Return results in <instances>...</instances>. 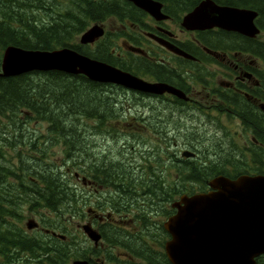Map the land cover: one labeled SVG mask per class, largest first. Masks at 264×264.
Segmentation results:
<instances>
[{
    "label": "flooded vegetation",
    "instance_id": "flooded-vegetation-1",
    "mask_svg": "<svg viewBox=\"0 0 264 264\" xmlns=\"http://www.w3.org/2000/svg\"><path fill=\"white\" fill-rule=\"evenodd\" d=\"M130 7L134 8L133 13L122 14L126 17L120 24L122 34L112 39L113 46L103 47L105 62L142 80L167 85L184 97L173 91L148 93L113 84H97L104 86V89L111 87L115 93L122 91V97H127L125 93H128L137 98L132 107L139 109L136 116L128 118V122L131 119L143 122L141 129L151 136L179 137L174 128L168 125L173 114L178 116L182 127L190 128L193 124L188 126L187 123H198L204 134L202 136L207 141L203 149H200L201 153L196 152L194 157L203 165L206 162L214 163L215 168L220 171L217 175L229 179L242 175H264V34L247 37L218 27L190 31L181 25L179 17H175L165 7L162 11L166 17L161 19L154 18L132 4ZM107 30L106 27L105 32ZM223 33L241 38L244 49L223 41ZM100 45L101 39L87 44L92 51ZM167 45L183 51L187 56ZM119 99L125 101L123 98ZM174 106L177 109L172 114L171 108ZM29 118L32 117L0 116L1 123L22 120L24 134H28L32 127L27 121ZM103 118L104 116L93 114L82 115L74 124L73 134L78 136L76 140L79 141L73 143L69 162L73 166L74 182L73 205L69 215L70 223L74 226L73 251L78 254L77 259H85L90 264L166 262L168 259L164 244L170 235L163 223L175 213L171 203L179 196H171L168 202L160 199L156 205L159 210H142L140 202L127 203V198L118 193L115 187L118 179L111 178L110 170L104 169V160L108 154L88 153L89 141L82 139L87 133L91 136L108 137V133L95 124ZM210 123L214 124L213 132H207V124ZM6 126L9 127L4 125ZM94 127L99 130L93 131ZM182 130L184 134L187 132ZM143 132L138 131L139 137L151 138ZM10 133L12 134L11 130L0 131V135L4 136ZM1 143L5 144V141L0 140ZM100 146L101 143H91L93 149ZM108 150L106 148L107 153ZM209 150L213 158L201 157V154ZM179 159L184 158L180 155ZM30 161L33 160L27 159L21 166L28 167ZM121 162L118 160V163ZM212 177L214 176L206 179L204 190L209 189L207 182ZM112 197L116 198L115 202H112ZM24 208L33 211L31 214H36L35 220L33 219L36 226L33 229L37 233L34 235L20 226L24 234H33L30 236L34 237L49 235L57 239L53 231L59 232L61 223L57 222L58 230L50 229L48 233L45 231L43 224L48 212L42 201L33 208L27 202H21L16 213L23 217ZM84 226L97 233L99 238L94 240L88 237ZM81 244L87 246L83 255L84 248ZM0 262H4L2 256Z\"/></svg>",
    "mask_w": 264,
    "mask_h": 264
},
{
    "label": "trees",
    "instance_id": "trees-1",
    "mask_svg": "<svg viewBox=\"0 0 264 264\" xmlns=\"http://www.w3.org/2000/svg\"><path fill=\"white\" fill-rule=\"evenodd\" d=\"M16 1L0 0V56L2 49L10 44L26 49L42 50L68 46L88 56L106 61L104 56L106 43L94 52L75 44V36L83 31L91 21H105L106 18L112 16L123 20L126 18L122 15L123 13L134 12V8L130 7L131 4L126 0H70L72 4L76 3V8H78L76 14L73 13L71 16L69 12L64 15L69 18L70 22L64 25L46 26L45 22L34 23L37 22L34 18H39L34 11H41L43 14V10L46 9L45 14L48 11L46 14L48 15L51 10L58 9L59 6L66 10L63 0H52L48 6H42L47 0H35V4L17 2V6L22 7L21 11L25 9L23 13L18 14L14 6ZM159 1L164 3L165 9L178 18L201 0ZM213 1L218 4L247 7L258 11L257 23L264 32V0ZM9 4L11 5L8 6ZM58 12L59 10L57 14ZM227 37L236 44V47L244 49L241 38L232 37L228 33L222 34L223 40ZM103 92L105 95L100 98ZM117 94L113 88L104 89V86L82 75H68L58 71L33 72L8 78L0 76V116L31 115L49 125V132L46 134L38 131L32 132V130L24 134L22 133V120L0 123V131H12V134L0 135V140L9 143L8 145L0 144V257L4 259V262L0 264H44V262L46 264H68L71 260L74 252L73 241L70 231L66 230V222L69 223L67 214L70 213L73 204L71 184L68 182L72 174L71 178L67 177L65 169L70 165L67 163L72 157L73 143L79 141L76 140L78 136L73 134L74 124L82 115L93 114L104 116V118L115 115V109L123 107V102ZM22 108L28 110V113H21ZM4 125H9V127H4ZM102 131L106 132L104 128ZM40 135H44L45 141L40 140ZM37 138H39L38 143H36ZM54 138L60 139L63 143L64 159L59 165L47 161L52 145L48 141ZM200 138L197 135L192 137L196 141ZM26 139L27 143H20ZM19 143L20 146L29 150L28 153L23 152V156L41 162L30 161L28 167H22L21 165L27 159H21V152H16L19 158L17 163L9 162L4 150L10 148L12 151H17L15 149L19 147ZM201 148L197 147L196 150ZM152 150L155 151L152 157L154 162L157 161L155 162L157 165L156 153L159 149L153 148ZM176 160L181 165L176 166L178 178L175 181H162L151 165H144L141 175L145 176L147 172H150L144 190L140 191L139 185H134L129 181L115 187L127 198L126 200L133 201L135 197L137 199L139 196H145L146 201L154 205L151 209L159 210L156 205L160 199L168 202L171 196L202 191L206 188V179L220 173L214 163L207 164L206 162V165H203L194 159ZM111 167L112 172L108 170L111 178L121 179V175L124 177L125 174V178L129 179L131 177L129 174L133 173L129 167L120 170L112 163ZM186 181L189 185H184ZM133 187L136 190H133ZM40 201L44 203L48 215L53 213L51 214L53 218H45L44 227L55 229L57 222H60V230L67 236L65 240L51 238L49 235L30 236L24 234L16 224L15 221L21 219L16 213L21 202H27L33 208L39 206ZM256 260L257 264H264V255ZM159 264L170 263L167 260L166 262L159 260Z\"/></svg>",
    "mask_w": 264,
    "mask_h": 264
},
{
    "label": "water",
    "instance_id": "water-1",
    "mask_svg": "<svg viewBox=\"0 0 264 264\" xmlns=\"http://www.w3.org/2000/svg\"><path fill=\"white\" fill-rule=\"evenodd\" d=\"M157 19L165 18L162 3L157 0H127ZM253 9L220 5L213 0H201L182 17V25L190 30L217 26L254 37L259 33ZM103 34L100 24L92 25L80 38L91 43ZM177 53L186 54L172 45ZM3 76H16L30 71L58 70L69 74H83L89 80L114 83L149 93L179 91L162 83H149L94 58L63 47L55 50L24 49L8 45L1 60ZM184 157L194 155L190 150ZM210 190L180 195L171 203L175 213L163 226L170 234L165 253L171 264H257L264 254V175H242L229 179L217 175L208 181ZM27 228L35 222L29 220ZM87 235L97 240L99 235L84 226ZM58 237L64 238L63 235ZM71 264H90L73 260Z\"/></svg>",
    "mask_w": 264,
    "mask_h": 264
},
{
    "label": "rangeland",
    "instance_id": "rangeland-1",
    "mask_svg": "<svg viewBox=\"0 0 264 264\" xmlns=\"http://www.w3.org/2000/svg\"><path fill=\"white\" fill-rule=\"evenodd\" d=\"M51 1L52 0H47L46 2L43 3L42 6H48V4L51 3ZM63 1L65 3L64 7L66 10H63L62 6H59L58 9L55 8V9L51 10V12L48 15H46L48 11H46V14H45L46 9L43 10V14H45V15H43L41 13V11L40 12L34 11V14L39 15L38 16L39 18H34V19H37V22H34V23L40 24V23L45 22V25L47 26V25H56V24L57 25H64L65 23L70 22L69 18L64 16V15L68 14L70 12L69 14H71V16H72L73 13L74 14L77 13L78 8H76L77 7L76 3L72 4V2L70 0L69 1L63 0ZM17 2H20V3H22V2H24V3L28 2L29 3L30 2L31 4L36 3L35 0H17L15 2V5H14L15 10H16V14L23 13V11L25 10L24 9L21 11L22 7H18ZM10 5L11 4H9L8 6H10ZM58 10H59V12L57 14ZM5 11H7V10L5 9ZM103 24H104L105 28L106 27L108 28V31H110L109 33L112 36L115 35L116 33L123 31L121 29L120 23L118 21L114 20L113 18H109V19L105 20ZM81 33H79L75 36L74 41L79 40ZM116 36H113L112 38H115ZM260 38H262V36ZM111 46H113V44ZM122 93H123L122 91H118L117 95H119L120 98H123L126 101V103H125L126 106H124L123 108H121V107L118 109L116 108L115 109L116 110L115 115H112L110 118L107 117L105 120H103L104 119L103 118V119L97 120L95 122V124L99 125L101 128H104L106 130V132L108 133V137H104L101 135L91 136L90 133H87L86 136L85 135L82 136L83 140L89 141L87 152L88 153L96 152V153H99L101 155L108 154V157L104 160L105 161L104 168L110 170L111 172H112L111 163L114 164L116 167H118V169H120V170L124 169V167H129L132 169L133 173L129 174V175H131V177L129 179L125 178V174H124V177H122V175H121V179H118V181H117V183L119 185H121L123 183L125 184L126 182L129 181V182H133L134 185H139L140 191L144 190V188L147 186V183H148V177L150 176V172H147L145 176L141 175V173L143 172L142 166H144V165H151L153 167L154 171L156 172V174H158L159 178H161L162 181H164V182H171V181L177 180L178 173H177V167L176 166H180L181 163H179L176 159H179L181 152L183 150L187 149V150H193V151L201 153V151L196 150V148L197 147L201 148V146H202L201 149H203V145L207 141V139H204L202 136V135H204L201 132L202 128L198 125V123H187L188 126L193 124V126L190 128L182 127L180 119H178V116L172 113V112H174V109H177L174 106L171 108V113L173 114V117L171 118V121H170V123H168V125L170 127L174 128L176 134L179 137L167 138V137L151 136L148 133H146L145 131L143 132V130L141 129L142 125L144 126L143 122L133 120V119H131V122H128V121H130L128 118H131L132 115H133V117L136 116V111L139 109L137 107H132L133 105L136 104L137 98H135L134 96H132L128 93H125V92L124 93H125V95H127V97L126 96L122 97ZM101 95H100L101 96L100 98L104 97V95H105L104 92L101 93ZM127 100H129V101H127ZM161 111L164 113L163 110H161ZM27 121H28V123H30L33 126L32 129L36 130L34 127L37 126L40 128V130H42V132H41L42 134H44L45 132H49L48 131V127H49L48 124L39 123L40 120H38L36 118H29V119H27ZM88 122L93 123L91 121H88ZM155 124H160V123L155 122ZM210 125H212V126H210ZM213 125H214L213 123L207 124V132H213L214 131ZM137 126H139L140 129H135ZM182 129L187 130V132L184 134ZM92 130L95 131V130H99V129H96V127H94V128H92ZM138 131L143 132V134H145L146 136H151V138L139 137ZM196 135L199 138L201 137L199 139V141L192 139V137H195ZM39 138H40V140L45 141L44 135H40ZM39 138L36 139V143H38ZM27 141L28 140L26 139L25 142L27 143ZM92 141L101 143V146L99 148L93 149L91 147ZM48 142L50 144H52L50 147V157H49L48 161H50L51 164H56V163L60 164V162L64 159L63 143L61 142L60 139H57V138H54V140H51ZM173 142H174V144H173ZM5 144L8 145L9 143L6 142ZM106 148L109 149L108 153L106 152ZM153 148L159 149V152L156 153V157H158V164L157 165L155 163L157 161L154 162L153 157H152V155L155 153V151L152 150ZM15 150H17V151H12L10 148H7L4 150V152L8 156L9 162L13 161L14 163H17L16 152H24V153L29 152V150L24 148L22 145L20 147L16 148ZM212 155H213L212 152L209 150V151L201 154V157L205 156L206 158H209V157H212ZM22 159H27V158L23 156ZM118 160H121L122 162L118 163ZM36 162L38 163L40 161H36ZM115 162H117V163H115ZM197 163H199V161H197ZM72 171H73V168H72ZM66 172H67L66 176L71 178L72 172H70L68 170H66ZM119 172H121V171H119ZM184 185H189V182L188 181L184 182ZM132 189L134 190L135 188L133 187ZM146 195H149V194H146ZM159 196L161 197V194ZM111 200H112V202H115L116 198L112 197ZM130 202H132L133 204H138L140 202L142 205V210H152L151 208L154 206V205H151L150 203H148L146 201L145 196H143V197L139 196V197H137V199L135 197L133 199V201L131 200V201H128L127 203H130ZM71 208H72V206H71ZM71 208H70V212H71ZM76 208H77V206H76ZM22 212H23V217H22V219L16 220L15 221L16 224L21 226L27 232L33 233L34 235L37 234L36 230L27 229L26 225H25L27 220H29V219L35 220L36 214H31V212H33V211L28 210L27 208L22 209ZM52 215H50V217H52ZM144 218H146V217H144ZM68 229L71 231V240L73 241L72 231H74V226L72 223H70ZM33 234H30V235H33ZM35 237H40V236H35ZM81 246H82V248H84V250L82 251L83 253L81 254V255H83L87 251V246L85 244H81ZM77 255L78 254L74 250L73 255L71 257V260H73V258L74 259L77 258ZM71 260L68 261V264H70ZM44 264H46V263L44 262Z\"/></svg>",
    "mask_w": 264,
    "mask_h": 264
},
{
    "label": "bare ground",
    "instance_id": "bare-ground-1",
    "mask_svg": "<svg viewBox=\"0 0 264 264\" xmlns=\"http://www.w3.org/2000/svg\"><path fill=\"white\" fill-rule=\"evenodd\" d=\"M166 4H167V3H166ZM129 6H130V5H129ZM129 10H130V9H129ZM125 11H126V10H125ZM123 12H124V11H123ZM131 12H132V11H131ZM130 15H131V14H130ZM261 17H262V16H261ZM79 53H81V52H79ZM81 54H83V53H81ZM83 55H86V54H83ZM86 56H88V55H86ZM88 57H89V56H88ZM112 62H113V61H112ZM189 149H190V148H189ZM195 152H196V151H195ZM197 153H199V152H197ZM211 158H212V157H211ZM88 163H89V162H88ZM88 163H87V164H88ZM96 169H97V168H96ZM104 169H105V168H104ZM169 235H170V234H169ZM169 238H170V237H169ZM166 241H167V240H166ZM166 241H165V242H166Z\"/></svg>",
    "mask_w": 264,
    "mask_h": 264
}]
</instances>
